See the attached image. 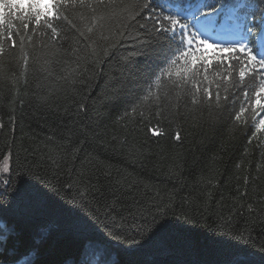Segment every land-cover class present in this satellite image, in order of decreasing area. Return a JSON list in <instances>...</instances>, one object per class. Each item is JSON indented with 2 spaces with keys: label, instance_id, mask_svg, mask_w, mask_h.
Here are the masks:
<instances>
[{
  "label": "trees",
  "instance_id": "obj_1",
  "mask_svg": "<svg viewBox=\"0 0 264 264\" xmlns=\"http://www.w3.org/2000/svg\"><path fill=\"white\" fill-rule=\"evenodd\" d=\"M225 2L229 6L235 0ZM103 3L113 15L87 46L67 40L58 45L50 30L41 35L28 19L6 12L0 25V188L7 180L23 189L27 178L35 177L68 200L83 196L89 215L109 223L107 231L120 238L134 236L157 210L170 209V228L149 242L114 243L94 229L68 230L71 217L58 203L12 199L0 208V237L7 240L15 231L22 238L10 262L80 264L85 244L92 241L106 247L112 264H233L249 254L261 264L264 133L255 131L259 110L244 114L247 124L234 119L243 91L251 95L252 89H230L228 102L222 99L218 110L206 100L192 103L190 76L180 87L166 77L164 86L152 88L159 99L132 111L144 93L130 87L121 59L131 53L139 25L147 23V10L125 20L122 6L130 0ZM79 15L71 12L69 18L77 22ZM124 24L132 27L120 36L117 30ZM61 45L63 53L54 55ZM174 46L161 41L165 51ZM231 63L238 81L240 65ZM224 67L213 59L198 87L207 86L204 75L219 79ZM210 90L215 97V83ZM220 94L223 98V89ZM153 128L163 135H152ZM49 223L58 227L35 243L37 227ZM241 235L251 237L252 247L238 245L235 238Z\"/></svg>",
  "mask_w": 264,
  "mask_h": 264
},
{
  "label": "snow or ice",
  "instance_id": "obj_2",
  "mask_svg": "<svg viewBox=\"0 0 264 264\" xmlns=\"http://www.w3.org/2000/svg\"><path fill=\"white\" fill-rule=\"evenodd\" d=\"M122 8L125 20H135L137 15L147 10L143 17L147 23L139 25L138 34L132 38L134 46L131 53L121 59V64L130 73V87L140 88L144 93L136 97L132 111L136 110V106L143 105L146 100L159 99L152 88L153 85L157 89L164 86L166 77L176 87H180L190 76L193 81L190 90L192 103L201 104L206 100L216 109L223 110L221 100L228 102L230 89L251 88V95L247 90L243 91L244 102L234 119L241 124H247L248 121L243 119L245 113L256 115V110H259V113L264 114V71H261L264 70V0H235L234 6H228L225 0H161L160 3L156 0H130V3ZM6 12L17 19H28L41 35L50 30V36L58 45L61 40H67L74 45L83 41L85 46L94 41L96 33L109 24L113 15L103 0H0V25L5 22ZM71 12H80L77 22L69 18ZM131 27L130 24H124L117 31L120 36H124L123 29ZM28 28L29 23H24L23 29ZM162 40L174 42L175 46L165 51L161 47ZM112 43L115 45L117 41L113 40ZM20 44L24 45L23 35ZM62 53L61 45L54 55ZM213 59L221 67L227 62L224 73H217L219 79L216 80H208V76L204 75L203 80L207 82V86L201 89L196 81L200 78L202 70L207 73ZM22 60L27 64L26 56H23ZM231 61L240 65L238 81L233 79L234 68ZM173 77L179 78V82ZM213 83L217 89L215 97L210 90ZM220 89H223V98ZM201 91L203 96L198 95ZM119 95L120 93H117V96ZM149 131L154 136L163 135L161 130L155 128ZM255 131L264 133V116L258 120ZM175 139L180 140L179 133ZM3 184L5 187L0 188V208L6 206L5 201L10 202L12 199H16L20 204H24L26 199L38 203L52 201L60 204L69 213L71 220L67 225L68 230L86 232L94 229L114 243L128 245L130 240L132 245H137L149 242L170 228V209L157 210L151 220H145L144 225L135 230L134 236L120 238L107 231L111 227L109 223L102 225L99 217L89 215L87 201L83 196L79 200H68L61 196L60 189L51 187L35 177H28L23 189L15 188L7 180L3 181ZM57 227L54 223L38 226L34 242L39 244L48 239ZM235 239L241 247H252L249 244L250 236L245 238L241 235ZM0 241H3L0 243V264H12L9 257L22 242V238L13 231L7 240L0 237ZM250 256L251 254L248 257L241 255L233 264H254ZM19 264H25V261H20ZM80 264H112V261L108 258L107 249L103 244L89 241L84 246ZM261 264H264V252L261 253Z\"/></svg>",
  "mask_w": 264,
  "mask_h": 264
},
{
  "label": "rangeland",
  "instance_id": "obj_3",
  "mask_svg": "<svg viewBox=\"0 0 264 264\" xmlns=\"http://www.w3.org/2000/svg\"><path fill=\"white\" fill-rule=\"evenodd\" d=\"M261 116H264V114H261V113L258 112V116H257V119H256L257 123H258V120L261 118Z\"/></svg>",
  "mask_w": 264,
  "mask_h": 264
}]
</instances>
